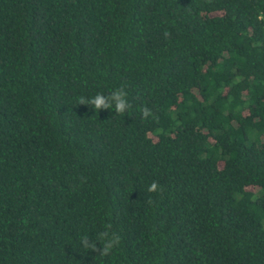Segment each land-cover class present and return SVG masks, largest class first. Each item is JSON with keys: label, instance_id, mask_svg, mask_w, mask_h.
Returning <instances> with one entry per match:
<instances>
[{"label": "trees", "instance_id": "16d2710c", "mask_svg": "<svg viewBox=\"0 0 264 264\" xmlns=\"http://www.w3.org/2000/svg\"><path fill=\"white\" fill-rule=\"evenodd\" d=\"M260 16L264 0H0V264H264ZM119 88L122 114L77 104Z\"/></svg>", "mask_w": 264, "mask_h": 264}, {"label": "clouds", "instance_id": "9594fccd", "mask_svg": "<svg viewBox=\"0 0 264 264\" xmlns=\"http://www.w3.org/2000/svg\"><path fill=\"white\" fill-rule=\"evenodd\" d=\"M259 19H264V16L258 17ZM126 92L123 88L116 89L111 92L110 95L105 96L102 94H97L95 97L91 99H86L84 97H80L77 104L85 105L90 104L94 107V109L99 110L101 108L110 109L114 108L116 113H124L130 105L127 102L126 99ZM143 112L145 115L148 114L147 109H143ZM149 192H156V191H162L160 186L157 182L153 181L150 186L147 189ZM151 202V201H149ZM111 228L110 225L106 227V229L103 232H100L98 234L97 239L103 242V247L101 250H99V253L101 255H107L109 254L110 250L113 249L116 245L119 244L120 237L115 232H109V229ZM81 244L82 247L87 250L92 251H98L96 248L95 243H89L88 237L84 236L81 238Z\"/></svg>", "mask_w": 264, "mask_h": 264}]
</instances>
